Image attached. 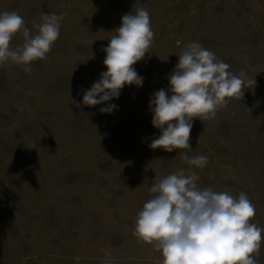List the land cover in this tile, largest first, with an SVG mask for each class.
Wrapping results in <instances>:
<instances>
[{
  "label": "rangeland",
  "instance_id": "374dc122",
  "mask_svg": "<svg viewBox=\"0 0 264 264\" xmlns=\"http://www.w3.org/2000/svg\"><path fill=\"white\" fill-rule=\"evenodd\" d=\"M138 7L155 33L134 65L142 86L83 105L107 71L108 40ZM5 11L17 12L33 33L42 13L63 20L47 58L30 73L0 66V264H161V254L133 235L137 214L157 178L190 166L185 150L150 147L160 130L149 101L169 89L190 42L255 80L213 120H192L186 154L208 158L192 169L199 187L244 192L256 209L253 222L264 228V0H0ZM108 105L117 107L101 113ZM258 260L264 264V245Z\"/></svg>",
  "mask_w": 264,
  "mask_h": 264
},
{
  "label": "clouds",
  "instance_id": "9594fccd",
  "mask_svg": "<svg viewBox=\"0 0 264 264\" xmlns=\"http://www.w3.org/2000/svg\"><path fill=\"white\" fill-rule=\"evenodd\" d=\"M40 20L33 33L17 12L0 13V66L11 63L30 73L33 62L47 58L60 36L63 16L42 13ZM17 35L23 43L13 48ZM154 36L145 8L123 15L103 49L107 71L84 93L81 103L96 106L118 98L125 86H142L143 77L134 65L149 53ZM176 43L179 46L180 41ZM178 58L168 76L169 89L156 91L149 101L152 126L160 130L150 147L185 150L181 158L190 168L156 179L150 188L154 195L137 214L133 235L161 254V264H259L264 228L253 222L254 204L244 192L234 196L228 190L199 187V176L192 169L205 167L208 158L186 154L192 149V120H213L230 100L241 101L255 80L243 70L234 74L230 65L196 42L186 44ZM116 107L108 105L100 112L111 113Z\"/></svg>",
  "mask_w": 264,
  "mask_h": 264
}]
</instances>
